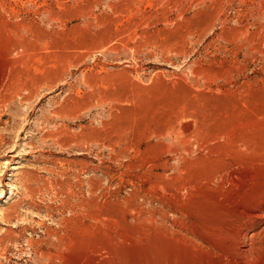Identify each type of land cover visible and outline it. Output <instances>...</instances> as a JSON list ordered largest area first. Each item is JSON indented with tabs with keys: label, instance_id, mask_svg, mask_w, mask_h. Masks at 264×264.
I'll list each match as a JSON object with an SVG mask.
<instances>
[{
	"label": "rangeland",
	"instance_id": "374dc122",
	"mask_svg": "<svg viewBox=\"0 0 264 264\" xmlns=\"http://www.w3.org/2000/svg\"><path fill=\"white\" fill-rule=\"evenodd\" d=\"M2 76L0 264H264V0H0Z\"/></svg>",
	"mask_w": 264,
	"mask_h": 264
},
{
	"label": "bare ground",
	"instance_id": "6f19581e",
	"mask_svg": "<svg viewBox=\"0 0 264 264\" xmlns=\"http://www.w3.org/2000/svg\"><path fill=\"white\" fill-rule=\"evenodd\" d=\"M12 47H13V45H12ZM11 51V50H10ZM32 51V50H31ZM14 56V55H13ZM14 61V60H13ZM13 72V71H12ZM13 74V73H12ZM17 75V74H16ZM8 76V75H7ZM3 77V76H2ZM6 77V76H5ZM5 77H3L1 80H0V101H9V99L11 98V95L9 96L8 95V92L6 93V88H5V83H6V78ZM13 79V78H12ZM13 81H15L14 79H13ZM9 82V81H8ZM21 84V83H20ZM8 85V84H7ZM16 85V84H15ZM20 86V85H19ZM9 87V91H12V92H14L13 90H10V86H8ZM11 88L13 89V85L11 86ZM33 89V88H32ZM31 91V90H30ZM29 91V92H30ZM10 93V92H9ZM33 92L31 91V94H32ZM25 97V96H24ZM6 104V103H5ZM8 105V104H7ZM254 204V203H253ZM264 207L262 206L261 208H259L258 210H257V208H256V210H254L253 209V211L251 212V214L249 215V216H247L249 219H250V221H252V223H254V221H255V223H256V220H258V219H263L264 218ZM246 217V218H247ZM242 227V226H241ZM248 229H245V230H243V231H241L240 232V234H239V238H240V240L242 241V240H244L243 241V244L245 245V243H246V239H248V238H250L249 237V234L247 233L248 231H247ZM236 235V234H235ZM249 242H251V240L249 241ZM248 243V242H247ZM249 245V244H248ZM246 246V245H245ZM241 247V246H240ZM242 249H243V247H242ZM244 250V249H243ZM237 252V251H236ZM242 255V254H241ZM239 256V255H238Z\"/></svg>",
	"mask_w": 264,
	"mask_h": 264
}]
</instances>
